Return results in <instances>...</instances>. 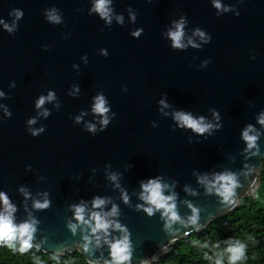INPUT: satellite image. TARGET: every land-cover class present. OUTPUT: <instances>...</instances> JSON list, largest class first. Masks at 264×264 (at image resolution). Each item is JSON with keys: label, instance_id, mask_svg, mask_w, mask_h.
Wrapping results in <instances>:
<instances>
[{"label": "water", "instance_id": "95a60500", "mask_svg": "<svg viewBox=\"0 0 264 264\" xmlns=\"http://www.w3.org/2000/svg\"><path fill=\"white\" fill-rule=\"evenodd\" d=\"M51 6L62 10L66 27L44 21L43 9ZM88 6V0H0V17L10 21L9 10L24 11L15 37L0 31V89L9 92L8 83L16 82L11 100L4 101L12 118L0 123V190L7 191L16 202L21 199L16 193L20 184L33 192H50L52 206L37 214L42 229L37 242L44 241V255L64 249L76 253L74 245L79 236L72 237L64 226V218L70 215L67 205L99 194L111 196L120 204L121 219L132 232L137 261L153 255L158 260L179 241L203 232L240 206L225 208L216 197L204 195L191 171H206L215 165L241 169L239 130L246 123H254V114L264 109V0H245L238 17L229 13L221 18L215 16L209 0H152L150 4L146 0H115L118 13L128 6L136 9V26L144 29L140 39L130 37L131 26L127 24H113L101 33V21L86 11L76 12ZM180 14L187 16L189 27L211 34V42L201 51L173 52L161 39L165 25ZM62 32L71 35L62 40ZM45 44L50 46L47 52L42 51ZM100 48L108 50L107 59L98 54ZM251 50H255V61L249 59ZM85 53L88 65L81 64L77 76L71 66L80 64ZM208 57L212 63L206 69L197 71L190 66ZM74 83L81 87L77 99L66 95ZM122 85L127 86V93L121 92ZM48 89L56 91L61 109L41 122L46 125L44 134L32 138L25 131V121L34 115L35 98ZM99 90L108 97L116 118L106 131L92 137L75 126L68 115L87 109ZM163 93L175 107L201 114L216 108L222 117V130L207 141L188 144L186 133L171 132V121L157 114L156 102ZM152 120L158 122L155 129L150 125ZM261 143L264 151V141ZM105 163L124 174L122 184L130 195L139 191L137 182L142 178L162 174L166 179H177L179 198L200 209L201 230L181 228L177 235H169L158 215L148 218L134 211L138 203L135 196L131 197L133 207L123 205L119 193L104 178ZM248 163L257 172L248 180L241 177L243 187L237 190L240 201L251 198L246 193L253 179L259 187L264 161L253 158ZM28 164L33 171L26 173ZM128 165L132 167L125 171ZM92 168L97 173L89 183ZM39 175L47 178L46 183L37 182ZM78 175L82 177L79 181ZM185 184L198 195L186 196L182 191ZM179 212L182 216L190 214L182 204ZM23 215L21 211L18 218ZM165 248L166 253L162 251Z\"/></svg>", "mask_w": 264, "mask_h": 264}, {"label": "clouds", "instance_id": "9594fccd", "mask_svg": "<svg viewBox=\"0 0 264 264\" xmlns=\"http://www.w3.org/2000/svg\"><path fill=\"white\" fill-rule=\"evenodd\" d=\"M152 3V0H146ZM245 0H235V3H226L225 0H209L215 16L221 18L229 13L234 17L240 15V6ZM88 8L76 9L77 13L94 16L102 22L99 31L111 29L113 24L118 27L129 28V35L133 39H140L144 34L142 27H137V11L131 6L124 9V12L115 10V0H88ZM239 6V7H238ZM126 13V16H125ZM43 19L46 23L54 27H66L64 24V13L61 9L51 6L43 9ZM8 19L0 17V31L10 37H15L19 30V23L24 17V11L20 8H12L8 12ZM71 33L60 34L62 40H67ZM163 39L173 52H187L189 49L201 51L207 46L212 36L200 27H189L188 18L185 14L172 18L165 25L161 32ZM49 45H42V51H49ZM98 54L107 59L109 52L106 48H100ZM196 59L195 56L192 58ZM249 59L255 61V50L249 53ZM88 56L85 53L80 57V64L73 63L72 69L77 76L80 75L81 64L88 65ZM212 63L211 57L200 60L198 64L190 65L197 71L206 69ZM9 92L0 89V123L12 118V111L4 101L11 100L10 92L16 88V82L8 83ZM121 92L127 93L126 85L121 86ZM81 93L79 83H74L68 89L66 95L77 99ZM157 114L161 119L171 121L170 131L175 133L180 131L187 134L188 144H199L207 141L223 128L222 117L216 108H209L206 114L197 113L191 110L175 107L168 100L167 94H162L156 102ZM34 115L25 121V131L32 138H37L44 134L46 125L41 123L46 121L53 111L59 112L61 101L54 89H48L45 93H40L33 102ZM51 106V107H49ZM254 107V105H249ZM116 118V113L112 111L111 103L103 90L97 91L90 99L87 109H81L77 114H69L68 119L72 120L75 126H81V131L92 137L107 130ZM254 123L244 124L239 130V142L243 146L240 149L242 165L239 171L231 169H220L219 165L200 171L192 169L191 176L195 178V183L203 189L206 196H214L219 204L225 208H235L241 201L237 197V190L243 187L241 177L248 180L257 169L250 166L248 161L253 158H260L264 161V151H262V141H264V109L259 110L253 116ZM153 129L158 127L156 120L150 121ZM234 162V158H233ZM132 165L125 167L129 171ZM26 173L32 172L30 164L25 166ZM97 169H91V176L88 182L96 175ZM105 180L112 186V189L119 193L120 202L128 207H133L131 197L135 196L138 203L134 205V211L143 213L148 218L159 216L162 222V229L169 235H177L182 229L201 230L200 209L193 205L188 199L181 200L179 193L175 190L179 181L175 178L166 179L162 174H156L140 179L137 183L139 191H133L131 195L128 189L122 184L123 173L113 170L110 163H105L103 167ZM82 177L79 175L76 180ZM45 176H37L38 183H46ZM257 182L251 181L246 195L256 198ZM79 191V189H77ZM182 191L188 197H196L198 192L190 184H185ZM17 195L21 198L19 202L14 201L5 190H0V249L10 250L13 254L21 256L31 254L34 264H46V261L36 256L41 252L43 240L37 242L38 233L42 232L41 221L37 214L45 212L52 206L50 192L48 190L35 191L25 184H20L16 188ZM184 205L190 211L189 215L182 216L179 212V205ZM23 212V217L18 218V213ZM67 212L70 215L64 218V226L72 237L79 236L75 243V252L85 261V264H134L135 246L132 239V232L127 224L121 219V207L111 196L92 195L90 199L79 198L77 201L67 205ZM185 235L190 233L185 232ZM247 239L239 237H229L222 242L212 245L218 249L214 256L204 255V259L213 261V264H246L248 259ZM221 244L223 247H221ZM207 247V245H204ZM165 253L167 249H163ZM71 250H56L48 253V259L53 264H61L65 254H70ZM157 257L153 255L149 258H140L137 264H155ZM65 264H69L65 261ZM162 264V261L160 262Z\"/></svg>", "mask_w": 264, "mask_h": 264}, {"label": "trees", "instance_id": "16d2710c", "mask_svg": "<svg viewBox=\"0 0 264 264\" xmlns=\"http://www.w3.org/2000/svg\"><path fill=\"white\" fill-rule=\"evenodd\" d=\"M229 237L249 241L246 264H264V163L256 198L242 200L239 208L213 222L203 232L179 241L155 264H160L161 261L162 264H213V261L204 259L205 253L214 256L218 249H214L212 245ZM36 256L46 261V264H53L48 255L40 252L36 253ZM65 261L69 264H85L78 253L66 254L61 264H65ZM0 264H34V258L30 253L21 256L13 254L10 250L0 249Z\"/></svg>", "mask_w": 264, "mask_h": 264}]
</instances>
